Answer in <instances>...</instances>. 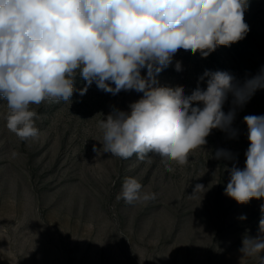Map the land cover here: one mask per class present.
<instances>
[{"label":"rangeland","instance_id":"1","mask_svg":"<svg viewBox=\"0 0 264 264\" xmlns=\"http://www.w3.org/2000/svg\"><path fill=\"white\" fill-rule=\"evenodd\" d=\"M245 22L250 31L244 39L206 58L179 50L158 75L159 85H183L190 94L205 70L228 71L240 81L257 74L264 68V0H248ZM176 61L182 71L175 70ZM85 84L77 73L71 101L30 105L39 132L26 141L7 129V102L0 98V264H258L239 249L245 236L258 234L264 200L238 204L224 189L233 163L244 166L249 142L243 118L264 115V87L236 109V138L214 129L187 164L170 162L174 170L168 172L156 153L141 161L137 154L121 159L103 152L99 122L113 108L127 111L142 93L113 96L93 83L81 96ZM217 149L235 160L212 158ZM126 178L155 199L118 200ZM198 183L205 192L190 197Z\"/></svg>","mask_w":264,"mask_h":264},{"label":"clouds","instance_id":"2","mask_svg":"<svg viewBox=\"0 0 264 264\" xmlns=\"http://www.w3.org/2000/svg\"><path fill=\"white\" fill-rule=\"evenodd\" d=\"M247 6L248 0H0V98L7 102V129L21 141L37 137L39 116L30 105L71 101L78 73L86 82L81 96L93 83L113 96L142 93L127 111L113 108L99 122L103 152L121 159L137 154L141 161L156 153L172 172L170 162L187 164L214 129L236 138V109L264 87V68L243 81L228 71L205 70L190 94L183 85L160 86L157 77L181 49L206 58L218 46L244 39ZM174 67L182 71V62ZM229 96L232 107L225 112ZM243 122L249 142L244 166L233 163L224 189L238 204L264 200V115H246ZM93 152L101 149L93 145ZM212 158L235 160L225 149ZM141 189L135 178H126L117 199H155ZM204 189L196 184L190 197ZM239 251L264 264V215L258 234L245 236Z\"/></svg>","mask_w":264,"mask_h":264}]
</instances>
